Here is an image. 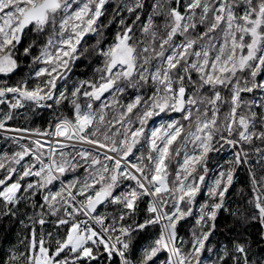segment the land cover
<instances>
[{
    "label": "snow or ice",
    "instance_id": "1",
    "mask_svg": "<svg viewBox=\"0 0 264 264\" xmlns=\"http://www.w3.org/2000/svg\"><path fill=\"white\" fill-rule=\"evenodd\" d=\"M109 2L0 0V264H264V0Z\"/></svg>",
    "mask_w": 264,
    "mask_h": 264
},
{
    "label": "trees",
    "instance_id": "2",
    "mask_svg": "<svg viewBox=\"0 0 264 264\" xmlns=\"http://www.w3.org/2000/svg\"><path fill=\"white\" fill-rule=\"evenodd\" d=\"M106 7L108 9V12L105 14V17L101 18L102 20L106 19L107 15L109 13H111V9L113 7V3L111 2V0ZM115 30H116L115 24L109 26V28L107 29V32L105 34L107 39H111ZM95 39H96V37L92 34H88L84 38L87 45H91L95 41ZM25 63H27V61H25ZM96 64H97V60L94 57H90L87 54L85 56H82L80 59H78L76 61L75 66L72 69V72L69 73V75L72 79H70L68 82H70L71 80L77 79V78H88V77H90L93 73V69L95 68ZM24 71H25V69H20V71L17 72V75L13 76L12 79L15 80ZM2 79H5V77L0 76V80H2ZM69 88H70V86H69ZM130 94L131 93H129V95ZM124 100H127V96L124 98ZM121 103H122V100H121ZM20 111L23 112L24 110L22 109ZM59 111L66 113L67 107L61 108V109H59ZM51 116H52V112L50 109H48L46 107H41L39 109H35V110L31 111L28 114L27 119L16 118L13 121H10L9 124L14 126V127L31 126V127L44 128V127H47L48 121L51 118ZM227 152H230V151L228 150L227 146H225V149L223 151L210 153V156L212 159L209 161V167L211 169L215 170L216 162L223 163V161L228 158ZM0 172H2V170ZM246 182H247L246 181V172L243 169H241L237 173L236 187L232 189V192L236 193L237 190L243 184H246ZM202 198L203 197H201V199ZM234 199H235V196H234ZM223 225H224V217L222 216L220 218V221H219V227L221 229H223ZM15 232H16V228L11 225V223L8 219H0V247L6 248V246L8 245L9 242L14 243L15 242ZM250 232L253 234L252 238L254 240L258 239V237L256 235L257 229L255 227L251 228ZM217 239L223 241L224 236L218 232L216 237L213 238V242H215V240H217ZM143 240H144V237H141L137 240V243H141V242H143ZM262 243H264V242H262ZM254 247H256V246L254 245ZM161 259H163V257H161Z\"/></svg>",
    "mask_w": 264,
    "mask_h": 264
},
{
    "label": "rangeland",
    "instance_id": "3",
    "mask_svg": "<svg viewBox=\"0 0 264 264\" xmlns=\"http://www.w3.org/2000/svg\"><path fill=\"white\" fill-rule=\"evenodd\" d=\"M77 79H83V78H77ZM74 80H76V79H74ZM74 80H71L70 82H68V86L71 87V84ZM105 95H107V94H105ZM124 102H126V100L123 99L122 103H124ZM48 103H51V101H49ZM162 119H164L163 114H161V117L154 118V123L150 122L149 127L159 125V123L162 122ZM8 135H16V134L15 133H9ZM14 150H16V145L11 140L6 139V137L3 135V130H0V156H2L5 152L11 153ZM227 155L229 157L230 152H227Z\"/></svg>",
    "mask_w": 264,
    "mask_h": 264
},
{
    "label": "crops",
    "instance_id": "4",
    "mask_svg": "<svg viewBox=\"0 0 264 264\" xmlns=\"http://www.w3.org/2000/svg\"><path fill=\"white\" fill-rule=\"evenodd\" d=\"M70 178V177H69Z\"/></svg>",
    "mask_w": 264,
    "mask_h": 264
}]
</instances>
